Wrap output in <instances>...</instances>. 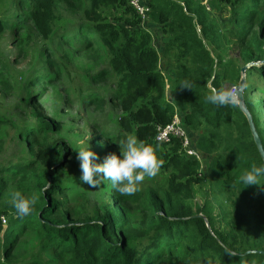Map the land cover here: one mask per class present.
Returning <instances> with one entry per match:
<instances>
[{
  "label": "trees",
  "instance_id": "trees-1",
  "mask_svg": "<svg viewBox=\"0 0 264 264\" xmlns=\"http://www.w3.org/2000/svg\"><path fill=\"white\" fill-rule=\"evenodd\" d=\"M145 2L143 22L129 0H0V43L16 47L15 62L31 57L20 72L0 52V91L16 98L9 116L0 112V141L12 128L16 147L0 162V264H264V186L239 180L264 161L238 104L206 100L212 89L238 88L242 68L264 61V0H214L210 10L202 0ZM83 54L90 62L75 67L72 56ZM245 75L264 147V63ZM59 82L64 103L95 114L90 149L102 158L133 134L161 160L154 181L131 196L108 182L81 184L82 145L39 107ZM176 112L200 158L176 138L156 140ZM16 191L36 197L22 219Z\"/></svg>",
  "mask_w": 264,
  "mask_h": 264
},
{
  "label": "clouds",
  "instance_id": "clouds-1",
  "mask_svg": "<svg viewBox=\"0 0 264 264\" xmlns=\"http://www.w3.org/2000/svg\"><path fill=\"white\" fill-rule=\"evenodd\" d=\"M181 86L191 88L187 82ZM237 91L235 88L212 89L206 100L212 105H232L237 101ZM77 143L82 145L75 149L81 173L79 180L81 184L91 189L108 182L119 194L131 196L139 191V186L146 177L157 175L161 165L154 147L138 140L133 134L127 135L121 144H117L119 154L110 152L102 158L90 149L88 141ZM100 146L104 147L103 141L100 142ZM262 177H264V164L253 165L250 169L244 170L239 180L247 186H264L260 183ZM35 202L34 195L26 199L19 191L11 194V203L17 218L22 219L30 215Z\"/></svg>",
  "mask_w": 264,
  "mask_h": 264
},
{
  "label": "rangeland",
  "instance_id": "rangeland-1",
  "mask_svg": "<svg viewBox=\"0 0 264 264\" xmlns=\"http://www.w3.org/2000/svg\"><path fill=\"white\" fill-rule=\"evenodd\" d=\"M210 10V9H209ZM198 31L201 33L200 27H198ZM8 34V33H6ZM201 35V34H200ZM7 38V36H3L2 42ZM39 37L35 38L36 42H39ZM34 43V42H33ZM160 47V46H159ZM16 47L12 45V43L7 41L3 44L0 43V52L3 53L4 55L10 53L12 64L11 67L15 68V70H18L20 72H23L25 69H27L28 63L31 60L30 56H26L23 58H19L18 62H15L13 60H16L17 56V51ZM30 53V51H29ZM57 56H61L60 52H57ZM231 56L232 57H238V53L235 50L231 51ZM90 60H87L86 55H79V56H72V64L75 67H81L87 63H89ZM261 64H258V66H261ZM65 74V71L63 75ZM75 75V74H74ZM261 77L258 76V78L255 80L257 83L261 84ZM70 84L69 82L67 85ZM64 86L63 82H59L56 84L55 87L50 88L47 91V98L45 100L43 99L42 103L39 104L40 109L44 113V107L46 109V114L51 116V117H60L61 120H63V123L65 124V129L67 130V133L69 136H71L76 142L78 141H84L85 143L92 137V134L94 130H92L89 126L91 124V119L93 118V115L91 113L86 114L84 112L83 108H79L76 105H67L66 103L63 102V98L61 94L59 93V90ZM39 87H42V84H39L35 86L33 89L34 91H38ZM225 90H230L235 88L231 84H226L225 85ZM236 89V88H235ZM11 93V92H10ZM61 93L64 94V91H61ZM44 97V95H43ZM263 95L257 94L250 96L251 100L259 99L262 98ZM16 102V98H14V94H5L3 91H0V112L2 111L4 115L9 116L10 113L12 112V106ZM257 112L258 115H260L261 120L264 121V108L261 107L260 105L257 106ZM180 116V115H179ZM80 117V118H78ZM77 119V120H76ZM264 123V122H263ZM262 123V127L264 126ZM8 133L9 137L5 139L6 141H0V162L5 161L7 158L11 156V154L15 153L16 147L12 145V140L11 138L14 134V129L8 128ZM125 138H123L124 140ZM11 140V141H10ZM79 145V144H78ZM103 152V150H101ZM116 153H119V150L116 151ZM159 174V170L158 173ZM146 179H152L146 177ZM160 179V175L157 176V180ZM154 181V180H153ZM111 194V193H110ZM203 203V199L201 198L200 195H197L194 199L193 205L198 206ZM221 207L215 206V213L217 215L220 214Z\"/></svg>",
  "mask_w": 264,
  "mask_h": 264
},
{
  "label": "built area",
  "instance_id": "built-area-1",
  "mask_svg": "<svg viewBox=\"0 0 264 264\" xmlns=\"http://www.w3.org/2000/svg\"><path fill=\"white\" fill-rule=\"evenodd\" d=\"M212 1L214 0H202V4L209 10ZM129 4L134 8L136 13L142 17L143 22L147 20L150 13V7L146 4L145 0H129ZM174 138L181 141L182 150L186 156H196L197 158H200L197 150L192 148L190 136L185 130L178 112L175 113L171 124L164 127L159 126L157 128L156 140L158 142L169 143Z\"/></svg>",
  "mask_w": 264,
  "mask_h": 264
},
{
  "label": "water",
  "instance_id": "water-1",
  "mask_svg": "<svg viewBox=\"0 0 264 264\" xmlns=\"http://www.w3.org/2000/svg\"><path fill=\"white\" fill-rule=\"evenodd\" d=\"M263 64V62H260L259 64ZM253 65H258V64H249V65H246L242 68V78L240 80V83H239V86L238 88H236L238 91H237V101L235 102L236 104H238L239 108L241 109V111L244 113V115L246 116L248 122H249V126H250V129H251V133H252V136H253V139H254V142L257 146V149L264 161V147L262 145V140L256 130V127H255V124H254V121H253V118H252V115L250 114V112L248 111L246 105H245V101H244V90H245V79H246V70L253 66ZM201 216V215H199ZM255 252H260V251H248L246 254H251V253H255Z\"/></svg>",
  "mask_w": 264,
  "mask_h": 264
}]
</instances>
